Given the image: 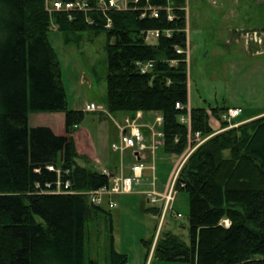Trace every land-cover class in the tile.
Segmentation results:
<instances>
[{"label": "trees", "instance_id": "trees-1", "mask_svg": "<svg viewBox=\"0 0 264 264\" xmlns=\"http://www.w3.org/2000/svg\"><path fill=\"white\" fill-rule=\"evenodd\" d=\"M88 1L95 6L96 0ZM186 5L187 0H129V9L110 12L107 27L106 16L96 9L74 12L70 20L67 13L51 15L44 0H0V264H86L87 224L101 214L112 216L110 208L93 204L85 193L108 185L110 175L78 162L88 160L74 136L86 111L68 107L61 62L48 39L52 26L67 34L68 43L77 32L106 33L109 111L132 117L139 111L160 113V149L181 155L188 147V126L180 117L189 104V73L186 54L177 47H186ZM148 6L160 8V17L150 11L143 16ZM152 29L172 34L149 44L145 32ZM138 61H154V67L142 73ZM177 102L185 108H177ZM226 109L191 108L193 130L213 135L191 153L178 176V192L190 196V242L160 232L153 257L264 264V115L247 116L241 108L245 117L239 120L247 121L217 132L228 125L219 120ZM31 112H64L65 133L30 126ZM212 118L220 121L219 128ZM50 165L61 169L62 182L69 180L76 193L52 191L59 174ZM147 210L161 215V207ZM107 261L128 263L113 236Z\"/></svg>", "mask_w": 264, "mask_h": 264}, {"label": "rangeland", "instance_id": "rangeland-1", "mask_svg": "<svg viewBox=\"0 0 264 264\" xmlns=\"http://www.w3.org/2000/svg\"><path fill=\"white\" fill-rule=\"evenodd\" d=\"M185 8L189 35L188 73L194 107L208 110L242 107L247 116L263 112L264 54L258 55L255 50L264 46L251 44L249 51L241 36L264 29V0H187ZM65 36L67 34L57 25H53L48 34L61 62L68 107L83 110L87 103L94 102L107 108V113L101 112L105 115L102 118L98 112H86L83 124L93 136L96 147L110 152V137L119 133L115 122L124 124L125 113L110 112L107 107V35H95L90 30L77 32L71 34L74 40L70 43L65 41ZM76 36H81L79 42ZM244 117L242 114L239 118ZM29 118L30 126H49L57 134L64 132L65 121L62 123L60 113L31 112ZM184 152L165 155L162 149L158 150L156 186L153 185V171L145 169L142 183L134 193L114 198L117 205L111 209V220L101 214L98 221L87 224L86 264L91 260L108 264L112 236L115 249L128 255L127 264H191L153 257V245L160 232L171 231L190 242L189 194L177 192L173 209L164 223H161V215L147 210L152 204L143 194L155 187L158 192L163 191L158 185L163 184L175 164L181 163ZM147 164L151 165L152 161ZM92 167L107 170L103 163ZM152 240L154 243L150 245Z\"/></svg>", "mask_w": 264, "mask_h": 264}, {"label": "built area", "instance_id": "built-area-1", "mask_svg": "<svg viewBox=\"0 0 264 264\" xmlns=\"http://www.w3.org/2000/svg\"><path fill=\"white\" fill-rule=\"evenodd\" d=\"M46 10L51 14L55 13H67L70 20L73 19L72 14L74 12H89L91 9H96L106 16V26L111 27L112 19L109 16L111 11H121L129 9V0H96L95 6L92 7L88 0H44ZM187 8H185L186 10ZM167 10L169 12V19L173 20L175 15L172 13V7L168 6ZM150 11L152 17H160V8L148 6L143 16H146ZM89 23L94 21L88 18ZM188 31V28L186 29ZM172 30L166 29H152L145 32L146 42L149 44L157 43L161 35L171 36ZM189 36V35H188ZM186 39V47H177L178 53H185L187 61L189 58V37ZM242 40L249 51L250 45H261L264 46V29L263 30H253L251 32H246L243 34ZM254 51V50H253ZM258 55L264 54V48L260 47L255 50ZM176 63V61H173ZM137 67L140 72L148 73L154 67V61H138ZM177 108H185V106L177 102ZM85 109L87 111L93 112H103L107 113V108L102 105H97L94 102L86 104ZM242 115L241 107L228 108L222 111L219 115V120L227 122L225 128H220L217 132L229 129L231 127L238 126L247 120H239ZM181 122L186 123L188 126V147L184 152L180 164H175V167L171 173L169 181L162 192H158L155 188L152 191H146L147 198L149 202L156 206L159 202L161 203V223H164L165 218L170 210L173 209V204L175 202L177 190L178 176L183 167L184 163L187 161L191 153L197 149L202 143L209 139L213 134L204 136L201 131L193 130L192 120H191V109L187 107V113L182 114L180 117ZM218 120V121H219ZM249 120V119H248ZM219 121V122H220ZM163 117L161 114H157L153 122H146L143 120V112L139 111L134 117L126 115L124 118V124L120 123V134L118 140L112 144V150L118 152L122 155L124 161V155L127 151L131 152L134 161L129 165H123L119 174L110 175V183L108 185L102 186L98 189L85 192L89 196V200L96 205L106 206L110 209L116 207V201L114 196L122 194H130L136 191V187L141 185L142 179L144 177V171L150 168L153 171V185L156 186V160L157 151L161 145L164 144V132L162 130ZM148 129L149 135L146 136L145 129ZM152 161L151 165H148V161ZM123 163V162H122ZM50 170H55L59 174V180L57 181L56 188L53 192H75L70 191L69 187L71 185L70 181L62 182L60 178L61 169L56 168L54 165L48 166ZM128 168V170H127ZM51 184H48V188H51ZM76 193V192H75ZM178 216L182 215L178 213ZM228 224L229 221H226ZM155 244L153 245L154 249Z\"/></svg>", "mask_w": 264, "mask_h": 264}, {"label": "crops", "instance_id": "crops-1", "mask_svg": "<svg viewBox=\"0 0 264 264\" xmlns=\"http://www.w3.org/2000/svg\"><path fill=\"white\" fill-rule=\"evenodd\" d=\"M229 41L230 40L228 39L227 40V43H229ZM188 107L190 109L192 107H194V105H193V99L191 97V92H190V80H189V104H188ZM83 110L86 111V112L96 113V112H93V111H87V110H85V108H83ZM58 113H60V117H61V120H62V123H63L65 121V113L64 112H58ZM98 113H100V116L99 117H101V118L103 116H105L101 112H98ZM157 114H160V113H158V112L144 113L143 112V120L146 121V122H153V120H154V118H155V116ZM126 115L127 114H125V116ZM261 115H264V111L261 112V113H259V114H257L256 116L258 117V116H261ZM256 116H254L252 118H256ZM29 122H30V118H29ZM120 123L121 122H118V121L115 122V126L117 127L119 133L117 134V136L114 135V137L113 136L110 137L111 138V145L115 141L118 140V137H119V134H120V128H119ZM211 123L214 124L218 128L220 126V123H219V121L217 119H213L212 118L211 119ZM86 127L87 126L85 124H83V122H82L80 125L77 126L76 131L74 133V136H75V139H76V143H77V147H78V150H79L80 154L86 155L88 157V160L80 159V160H82V163H80L81 161H78L79 164H81V165H88V166H91L92 167V166H95L96 163L99 166H101V163H103V165H106L107 166V170H105L103 172L109 173L111 175H116V174H119L120 173L121 168H122V166L124 164L125 165H129V164H131V162H133L135 160L134 157H132L131 152H129V151H127L125 153V155H124V161H123L122 155L119 154L118 152L113 151L112 148L110 149L111 151L110 152H107V153L104 150H101V148H97L96 147V144L94 142L93 136L91 135V133L89 132V130ZM144 131H145L146 136H148L149 135L148 129L146 128ZM64 133H65V127H64V132L62 134H64ZM161 146L159 147V149L161 148ZM156 162H157V160H156ZM100 171H102V170H100ZM171 173H172V171H171ZM171 173L166 178V180H164L163 184H161L160 186L158 185V188L160 190H164L163 188L166 187V185H167V183L169 181V178L171 176ZM143 194H145V196H146V193L143 192ZM116 196H114V198ZM147 200H148V198H147ZM160 205H157L156 204L155 207H160Z\"/></svg>", "mask_w": 264, "mask_h": 264}]
</instances>
